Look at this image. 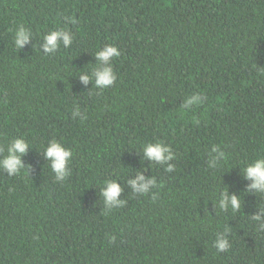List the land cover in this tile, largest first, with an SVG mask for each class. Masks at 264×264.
<instances>
[{"label": "trees", "instance_id": "trees-1", "mask_svg": "<svg viewBox=\"0 0 264 264\" xmlns=\"http://www.w3.org/2000/svg\"><path fill=\"white\" fill-rule=\"evenodd\" d=\"M16 24L31 30L22 48ZM58 27L73 44L45 53ZM109 43L116 82L85 85ZM261 68L264 0H0V159L16 138L31 145L24 173L0 169V264H264L252 219L264 195L242 170L264 156ZM195 93L205 103L182 110ZM53 138L73 152L64 182L43 155ZM158 140L175 155L171 173L143 156ZM213 145L228 160L210 168ZM141 171L157 181L147 196L127 183ZM110 179L123 206L102 203ZM224 194L241 209H222ZM223 233L230 248L218 251Z\"/></svg>", "mask_w": 264, "mask_h": 264}, {"label": "clouds", "instance_id": "clouds-1", "mask_svg": "<svg viewBox=\"0 0 264 264\" xmlns=\"http://www.w3.org/2000/svg\"><path fill=\"white\" fill-rule=\"evenodd\" d=\"M10 31L13 32L14 43L17 48H22L31 36L30 28L22 24L14 25L13 28H10ZM44 39L43 48L45 53H54L61 45L65 48H70L74 38L67 28L58 27L56 30L49 31ZM120 55L121 52L114 43L105 44L102 50L95 52V58L99 63L92 71V76L82 75L80 77L81 81L87 85L90 79H94V88L99 90H105L113 86L117 80L113 64ZM258 72L264 74V68L258 69ZM206 100L207 97L201 93H195L184 99L181 108L182 110L191 111L195 106L204 104ZM72 114L74 117L79 116L81 121L86 119V110L81 111L79 106L72 109ZM194 122L199 123L198 120H194ZM30 146L25 138L14 139L7 147V154L0 159V169L6 171L9 176H17L24 173L21 157L26 154ZM141 148L145 159L156 165H166L164 170L168 173L173 172L175 165L168 162L175 159V155L169 145L158 140L154 143H143ZM3 152L4 148L0 147V153ZM43 155L49 161L54 180L64 182L71 174L72 149L66 147L63 142L53 138L43 146ZM227 160L228 155L221 151L220 146L213 145L209 153V167L215 168L221 161L226 162ZM242 170L245 179L251 181L247 186L248 192L264 195V156L246 163ZM127 183L132 185L135 192L143 193L145 196L149 194L150 187H157L156 178L153 176L146 179L143 171L135 178L127 180ZM121 191L122 188L116 180H105L101 187L102 203L109 208L123 206L125 202L117 199ZM153 199H155V196H153ZM219 206L222 209H227L230 206L233 212H237L241 209L242 203L237 195L228 196L224 194L219 201ZM252 219L257 222V231L264 233V207H260L258 212L252 216ZM215 247L218 251H227L230 248V241L227 239L226 233L217 236Z\"/></svg>", "mask_w": 264, "mask_h": 264}]
</instances>
